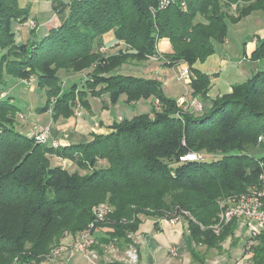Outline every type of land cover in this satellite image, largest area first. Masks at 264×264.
<instances>
[{"label":"trees","instance_id":"trees-1","mask_svg":"<svg viewBox=\"0 0 264 264\" xmlns=\"http://www.w3.org/2000/svg\"><path fill=\"white\" fill-rule=\"evenodd\" d=\"M223 1L187 0V11L175 4L153 15L156 0H53L60 25L20 45L14 27L27 23L30 12L19 9L18 0H0V52H5L0 83L5 84L4 73L23 82L34 79L36 89L48 96L42 110L53 121L72 118L81 104L88 109L89 95H107L112 105L123 96L127 104L150 100L148 113L123 124L115 121L111 134L56 148L17 130L20 108L11 97L0 99V264H42L67 234L75 237L87 230L92 210L100 204L113 209L92 231L91 248L100 254L104 245L135 246L131 237L141 230L142 217L182 219L194 243L208 249L221 250L234 236L238 220L219 235L213 229L221 201L259 186L264 153L253 152L264 149V68L233 87L232 94L209 101V77L194 65L226 43L228 20L264 11V0ZM108 34L125 49L107 56ZM162 39L171 41L173 54L158 55ZM153 57L166 67L189 66L201 113L179 107L157 79L118 72L125 64L140 65ZM252 60L264 63V40ZM88 70L83 82L65 89L64 74ZM79 150L91 152L92 174L52 165V157L74 162ZM201 151L222 156L180 161ZM101 161L108 167L96 168ZM103 229L100 238L97 232ZM248 254L252 264H264V232Z\"/></svg>","mask_w":264,"mask_h":264},{"label":"crops","instance_id":"crops-1","mask_svg":"<svg viewBox=\"0 0 264 264\" xmlns=\"http://www.w3.org/2000/svg\"><path fill=\"white\" fill-rule=\"evenodd\" d=\"M68 1V0H63ZM53 8V6H52ZM259 14V13H255ZM34 21L37 25L35 32L32 33L30 28V22ZM29 21L25 24H19L14 27L16 41L18 44H25L33 41L35 36L42 31H50L51 29L57 28L60 25L59 17L53 12L52 18L46 22H39L34 16H30ZM263 27L259 26L255 28L254 38L248 42H236L235 45L231 46V42L226 41L222 48L216 47V52L205 61H198L194 68L201 74L209 77L210 86L208 92L209 101L216 100L225 95L232 94L233 87L237 85H244L252 77L253 74L258 72L264 63L255 62L252 60L254 52L260 45V42L264 39V21L261 22ZM34 31V30H33ZM32 33V34H31ZM41 33V32H40ZM106 55L112 56L118 54L120 50H124L122 43L117 44L113 34H108L104 37ZM158 55L164 56L173 54V47L169 39H162L157 45ZM159 60L156 57H153ZM166 67V66H165ZM164 68V67H162ZM170 68V67H168ZM188 70L189 66L185 63H179L171 69H161V75L157 76L163 84L164 92L166 96L173 98L178 102L179 107L186 108L187 104L193 100H196L193 96V89L191 87V79L185 81L179 80V75L182 71ZM90 70L85 71L83 74L70 75L65 79L67 82H71L70 86L76 81L77 83L83 82ZM144 74V72H140ZM21 84L32 90L36 89V81L30 84ZM28 86H31L30 88ZM91 98L97 102L100 116L97 115ZM184 102L181 105L180 99ZM89 103V108L79 105L74 112V116L70 119H59L58 121H52L47 128H50L51 141H60L62 146H68L71 144L87 143L92 140V135H108L112 130L109 128L110 124L115 122L113 120L112 111L116 105H112L107 95L100 98L89 95L86 98ZM108 100V102H107ZM126 103V98H121ZM146 102L150 103V100ZM128 104L132 108H136L138 104ZM127 104V103H126ZM78 110L82 112L81 116L77 115ZM21 113H19L20 116ZM27 134V133H26ZM25 134V135H26ZM51 145V142L48 144ZM59 160L58 158L55 159ZM60 161V160H59ZM60 165V164H59ZM58 166V164H57ZM241 229L245 242L247 239V226L242 220L238 221L236 232ZM107 230L97 232L100 238ZM230 237L226 240L235 238ZM76 237V236H75ZM74 236H68L63 239L62 243L68 241L73 242ZM136 249L139 250V257L136 262H133L130 253L135 252L132 250L129 252V257H95L90 259L88 257H80L75 255H69L68 257H52V260H45L42 264H228V257H214L215 253L223 250L227 256V251L222 244V249H208L204 246H198L194 243L190 237L188 226L182 219L178 221H169L167 219L156 220L154 218L142 217L141 230L136 235L131 237ZM225 242V243H226ZM245 246V244H244ZM228 247V246H227ZM118 248L113 245L102 246V252L99 255H104L105 251L111 249L115 251ZM204 250V252H203ZM99 252V250H97ZM251 255L244 252L243 258L234 264H248ZM49 258V257H48ZM56 258V259H55ZM252 264V262H251Z\"/></svg>","mask_w":264,"mask_h":264},{"label":"rangeland","instance_id":"rangeland-1","mask_svg":"<svg viewBox=\"0 0 264 264\" xmlns=\"http://www.w3.org/2000/svg\"><path fill=\"white\" fill-rule=\"evenodd\" d=\"M222 3H225V1L221 0ZM53 0H18V7L19 9L27 10L30 12V16H34L36 20L39 22H46L52 18L54 9L52 8ZM152 14L154 15L153 10H151ZM231 13L235 14V10H232ZM259 13V14H255ZM198 19L206 23L205 19L202 17H198ZM264 21V11L258 10L255 12H252L250 15L243 17L240 21L234 22L232 20H228V41L231 42V46L235 45L236 42H248L251 39L254 38L255 34V28L261 26L263 27V24L261 22ZM30 22V21H29ZM31 23L35 24L34 21L30 22L29 26L31 28ZM19 25V24H18ZM17 27V24H16ZM15 27V28H16ZM37 27V25H36ZM42 32V31H40ZM38 33V35H42V33ZM264 40V39H263ZM124 46V45H123ZM223 45L217 46V48H222ZM125 48V46H124ZM5 53V52H4ZM0 52V57L4 54ZM106 53V51H104ZM165 61L164 60H157L155 58H149L146 62L135 65V64H125L119 69V73L123 75H130L134 77H141L145 79H156L157 76L161 75V69H171L168 67H165ZM164 67V68H162ZM263 69L264 66H261ZM144 72V74H140V72ZM5 76L2 77V80H4L5 84L2 85L0 83V99L5 98H13V102L20 108V116H17L16 120V129L21 131L24 135L26 134L27 137H31L35 139V142L39 144V142L36 140V133L41 132L40 130L46 129L47 126L53 121L51 114L49 112H45L42 109L46 106L48 102V96L45 91L42 90H32L24 87L21 84L20 79L14 78L11 75H7L4 73ZM63 75V74H62ZM69 75L64 74L62 76V80L64 78V87L67 90L70 88L71 82L74 80H71L69 82L66 81V77ZM1 81V77H0ZM25 81V80H24ZM185 81H183L184 83ZM23 84H27L23 82ZM29 88L31 86H28ZM82 88V87H81ZM181 105L184 103L182 101V98L180 99ZM91 102L93 104V107L95 109V112L98 116H100L99 109L97 107V102L95 99L91 98ZM108 102V100H107ZM179 101H177L178 104ZM133 106H129L123 100H121L118 104H116L115 109L112 111L113 113V120H116L117 124H123L125 123V120L132 121V119L141 114L148 113L150 111V103L146 101H141L140 104L136 108H132ZM76 110V109H75ZM114 123V122H113ZM113 123L110 124L113 125ZM51 134V132H50ZM109 134H111L109 132ZM108 134V135H109ZM60 142V141H59ZM260 142V140H259ZM61 143V142H60ZM261 152L264 153V149L256 150L253 152V154L258 155L257 153ZM91 152H86L85 150H79L78 152H75L73 154L74 156V162L65 161V165L63 162L57 159L56 157H52L51 163L53 166H63L67 170H69L71 173L74 172H80L82 175L87 174L90 175L93 173L94 169L90 166L89 161L87 160V155H89ZM199 155V154H198ZM200 155L207 156L206 161H212V158H220L222 154L220 152H207V151H201ZM59 159V158H58ZM60 164V165H59ZM108 164L104 161H101L98 163L96 168H107ZM236 197V196H235ZM231 199H224L220 202V206L222 203L227 205ZM110 210L113 209L110 207ZM222 213V209H221ZM73 236L71 234H67L66 237ZM78 234L76 235V237ZM65 237V238H66ZM76 237L74 238V241L76 240ZM73 242H61V245L57 247L55 250L51 253H47L43 257H49L47 260H52V257H68L69 255H75L80 257H90V259H93L92 256H84L77 253H72L69 250H63V247H71ZM245 237L243 236V232L241 229H239L236 234L235 238L231 240V244H229V240L224 243V248L228 252L227 256L225 252L220 251L215 253L214 257H228V264H234L238 261H240L243 258L245 251ZM228 246V247H227ZM117 249L115 251H111V249L105 251L104 255H99L98 251L95 249H91L90 251L96 256V257H129L128 254L132 250H136L134 253L137 257H139V250L135 247H124V248H114ZM204 252V250H203ZM56 259V258H55ZM248 264H251V261L248 262Z\"/></svg>","mask_w":264,"mask_h":264},{"label":"built area","instance_id":"built-area-1","mask_svg":"<svg viewBox=\"0 0 264 264\" xmlns=\"http://www.w3.org/2000/svg\"><path fill=\"white\" fill-rule=\"evenodd\" d=\"M179 4L180 7L187 11V0H156V6L153 8L154 14L157 12H162L170 8L171 6ZM36 27L35 24L31 23V29ZM160 56V55H159ZM191 79L190 72L184 70L179 75V80L187 81ZM34 79H31L27 84H31ZM185 111H195L196 113H201L203 111V105L198 100H193L187 104L184 108ZM78 116L82 115V112L78 110ZM41 132L36 133V140L39 144L48 145L51 142L53 147H61L62 144L59 141H51L50 128L40 130ZM202 159V155L195 153H189L180 158L182 162L188 161H198ZM65 165L64 160H60ZM222 213L219 216V222L214 227V231L217 235L220 234L221 230L228 225L233 220H242L247 226V239L245 242V251L248 254L252 248L255 246L258 237L264 232V170L259 176V186L253 188L246 194L234 197L229 201L227 205L221 204ZM94 220L89 224L86 231L82 232L74 241V244L67 248L63 247V250H69L72 253L81 254L84 256H96L90 251V248L94 244V239L92 236V231L95 230L96 225L106 219L110 212V208L107 204H100L93 208ZM174 223V221H173ZM92 249V248H91ZM133 262H136L137 256L134 253L129 255ZM90 258V257H88Z\"/></svg>","mask_w":264,"mask_h":264}]
</instances>
